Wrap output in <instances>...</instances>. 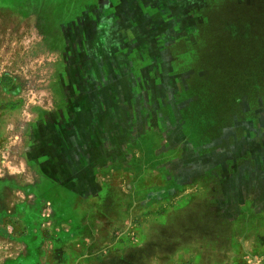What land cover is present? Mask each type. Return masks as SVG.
Returning <instances> with one entry per match:
<instances>
[{
    "label": "rangeland",
    "instance_id": "1",
    "mask_svg": "<svg viewBox=\"0 0 264 264\" xmlns=\"http://www.w3.org/2000/svg\"><path fill=\"white\" fill-rule=\"evenodd\" d=\"M75 1L0 0V179L22 189L4 192L0 238L17 250L21 201L53 227L67 231L57 211L77 219L66 264H264V120L228 128L253 125V105L264 119V17L232 28L247 33L215 35L222 50L203 42V62L179 71L160 48L198 36L197 19L182 17L199 1L156 7L157 24L173 30L156 35L147 0H117L139 34L73 15ZM131 48L146 63L131 62ZM215 75L217 91L225 80L236 89L216 106ZM41 182L51 193L29 192Z\"/></svg>",
    "mask_w": 264,
    "mask_h": 264
},
{
    "label": "crops",
    "instance_id": "2",
    "mask_svg": "<svg viewBox=\"0 0 264 264\" xmlns=\"http://www.w3.org/2000/svg\"><path fill=\"white\" fill-rule=\"evenodd\" d=\"M133 1L135 0H128ZM147 4L145 7V12L147 15V25L150 27L147 29L146 32L152 34H162V33H170L173 30L172 27L163 26L164 23L157 24L155 21L158 18V14L155 12V8L161 9H169L172 7V3L174 0H147ZM200 2L199 6H190L186 7L184 17L186 19H197L195 24L193 25V30H190V33L198 35L195 37L194 40L188 41L185 38H179L177 40H173L167 43L162 44L160 48L161 58H163L164 63L168 66L173 67L175 70H185L187 66H196L203 62L204 55H205V47L208 50L218 51L222 50L221 47V40L217 39L215 35H230L234 33H247L244 31L245 29L236 30L232 29L234 27H244L240 26L239 24L243 19L248 21H253L255 15L264 17V0H197ZM76 3L70 4L71 10H73V15H77L80 10L84 11L86 15L90 18V20L94 21V18L97 20L100 19L101 22L104 21V25L106 27H126L131 28V33H145V30H141L139 27V23L134 18V21L127 20L126 22L123 21V18L127 19V16H131L127 9L120 8V15L117 0H78L75 1ZM105 3L107 5L105 6ZM80 6H82L81 9ZM74 8V9H73ZM144 8V7H143ZM142 8V9H143ZM162 17L168 16L169 18H174L171 13L169 14H160ZM126 16V17H125ZM118 17H121L117 19ZM115 20V21H114ZM181 21V20H180ZM179 26L176 23L175 26ZM131 26V27H128ZM174 26V27H175ZM178 32H183L182 30ZM203 42H207V45H201ZM195 44H199L198 50L196 49L197 55L188 54L189 46H193ZM229 47L223 48L225 53L229 52ZM141 52L135 50V48L130 49L129 59L131 62L139 61L140 63H146V60L141 57ZM131 56V57H130ZM184 86L179 85L176 91L173 93L175 98L177 96H182V92L185 93V87L187 86V82L189 80H193V75H183L182 76ZM195 80V78H194ZM226 82L230 80H225ZM225 82V83H226ZM217 79L215 75V99L216 97H234L235 95V88L231 87V85L225 84L221 85L219 83V87H221V91H217L216 88ZM260 85V84H259ZM264 86V85H263ZM233 90V92H232ZM222 92V93H221ZM248 99L247 105H253L252 101H249L251 96L243 94ZM178 107L181 108L180 103ZM175 104V105H176ZM217 103L215 102V105ZM254 108H251V112L256 114L255 123L253 125H248L247 122H240V121H231L229 122L230 129H245V128H263V118L258 113L260 111L255 105ZM258 110V111H257ZM216 109H215V128H216ZM260 115V116H259ZM27 157V156H26ZM38 160H43V158H39ZM35 161V160H33ZM34 162L40 163V162ZM27 159L25 158V165L27 167L30 164H27ZM2 172V170H0ZM33 174L42 176L43 173L41 168H33ZM259 173L261 174V178L264 179V162L261 163L259 168ZM44 183V182H43ZM43 183H38L37 186H30L32 189H29V192L34 193H51L50 189H42ZM6 187L10 189H5ZM22 189H13L12 184L9 181L0 179V209L5 208L4 203V192H12ZM50 190V191H49ZM17 203V204H16ZM15 209L17 214L20 216V222L27 226L26 232L22 235H18V239L15 240L17 246L15 247L17 250L13 251L11 246L13 242L10 241L9 238H0V264H66V257L69 255L70 245L71 242L77 241L79 239V231L78 227L80 224L77 219H69L68 214L58 213L57 223L63 224L67 226V231L53 227V223L49 221L48 212H44V214H40L36 208H32L33 205L28 203L21 202H14ZM41 203H39L40 205ZM43 205V204H42ZM49 208L52 210V207L48 204ZM41 207V206H40ZM47 208V207H46ZM43 208V209H46ZM33 210V211H32ZM55 213V214H56ZM49 228V231H45ZM56 228V229H55ZM59 229V230H58ZM76 230V231H75ZM9 237V236H8Z\"/></svg>",
    "mask_w": 264,
    "mask_h": 264
},
{
    "label": "trees",
    "instance_id": "3",
    "mask_svg": "<svg viewBox=\"0 0 264 264\" xmlns=\"http://www.w3.org/2000/svg\"><path fill=\"white\" fill-rule=\"evenodd\" d=\"M229 83V85H231V83H233V81L231 82V80L230 81H228V82H226V84H228ZM260 86H262L263 87V85H264V83H262V81H260ZM248 85H252V84H248ZM222 97H216V99H215V102L218 104L219 102H217L218 100L217 99H221ZM228 98V97H227ZM216 104V105H217ZM215 105V106H216ZM215 109H216V107H215ZM217 122H218V120H217Z\"/></svg>",
    "mask_w": 264,
    "mask_h": 264
}]
</instances>
